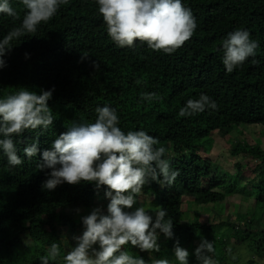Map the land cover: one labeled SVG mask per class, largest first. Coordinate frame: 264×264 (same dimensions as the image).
Instances as JSON below:
<instances>
[{
	"label": "trees",
	"instance_id": "obj_1",
	"mask_svg": "<svg viewBox=\"0 0 264 264\" xmlns=\"http://www.w3.org/2000/svg\"><path fill=\"white\" fill-rule=\"evenodd\" d=\"M9 3L17 18L0 13V39L21 25L27 11L21 0ZM182 3L192 10L197 28L172 54L139 41L133 47H118L107 34L96 0H69L36 32L12 41L4 57L6 67L0 69V98L22 89L38 94L54 89L48 101L54 121L46 130L13 137L22 165H9L0 149V264H42L41 257L53 243L61 249L55 264H64L63 256L75 245L68 233L84 229L76 218L78 207H107L105 189L97 191L91 183L43 189L51 170L38 167L43 150L51 148L59 134L75 124L94 123L96 109L104 106L116 110L125 133L143 130L157 138L156 147L167 149L164 158L172 171L179 172L171 185L150 180L136 204L144 206L153 220L157 211L165 210V219L174 224L173 239L161 234L159 253L141 252L129 244L125 247L129 254L179 264L173 252L179 240L190 252L189 264H199L195 249L207 239L214 242L215 264H226L232 246L245 243L250 257L244 264H264V228L254 215L256 209L264 212V148L246 139L231 141L229 152L240 157L231 163L235 173L217 167L209 154L215 132L226 136L242 126L264 127V0ZM237 29L247 30L259 47L255 57L228 73L223 42ZM144 93H156L157 98L141 99ZM201 94L217 108L180 117L187 101L198 100ZM37 138L40 152L28 158L23 149ZM250 160L255 162L253 176L242 183ZM247 193L254 207L240 212L236 221L223 213L200 219L202 208ZM187 202L195 206L192 217H187Z\"/></svg>",
	"mask_w": 264,
	"mask_h": 264
},
{
	"label": "clouds",
	"instance_id": "obj_2",
	"mask_svg": "<svg viewBox=\"0 0 264 264\" xmlns=\"http://www.w3.org/2000/svg\"><path fill=\"white\" fill-rule=\"evenodd\" d=\"M27 9L19 27L11 29L0 39V69L6 67L4 57L12 49V41L34 33L42 23L51 20L61 5L69 0H21ZM98 11L107 26V34L121 48L133 47L137 41L146 43L155 51L172 54L191 39L197 28L196 18L182 0H96ZM0 13L17 18L9 0H0ZM258 43L247 30L230 32L223 42V64L228 73L242 66L249 57H255ZM26 57L28 54H25ZM86 57V56H85ZM93 66L98 69L96 61ZM53 90L37 93L22 89L16 94L0 98V149L8 164L22 165L14 136L27 130L48 129L53 124L48 101ZM156 93H144L141 99L153 100ZM206 108L215 110L217 104L206 94L198 100L189 99L179 111L180 117L202 113ZM94 123L75 124L58 135L51 148L42 152L40 170L50 169L43 189L54 191L64 183L78 185L82 182L104 188V206L92 208L81 217L82 235L74 236L75 245L63 256L64 264H170L168 259L133 256L125 250L127 245L141 252L159 253L160 235L173 239L174 224L165 219V210L156 212L155 220L144 206L137 207V197L146 183L156 181L171 185L179 175L172 171L165 159L167 149L156 147L157 138L143 130L125 133L119 125L116 110L109 107L96 109ZM28 158L40 152L39 138L23 149ZM161 177L163 179L161 180ZM79 211V210H77ZM98 246V247H97ZM179 264H189L190 252L180 245L173 248ZM214 242L202 239L195 249L199 264H215ZM61 256L60 246L51 244L48 253L41 257L42 264H55Z\"/></svg>",
	"mask_w": 264,
	"mask_h": 264
},
{
	"label": "rangeland",
	"instance_id": "obj_3",
	"mask_svg": "<svg viewBox=\"0 0 264 264\" xmlns=\"http://www.w3.org/2000/svg\"><path fill=\"white\" fill-rule=\"evenodd\" d=\"M264 127L261 125L251 126L250 128H244L242 126L240 129L233 131L231 134L222 136L220 133L215 132L213 134V146L212 151L209 154L213 157L217 167L222 169L231 170L232 173H235V170L232 169L231 163L233 161H237L240 159L239 156L233 155L229 152L231 148V141L242 140L246 139L249 140L250 143H259L264 148ZM254 161L250 160L248 164V168L246 169L245 173L240 177L241 182L248 181L251 176H253V166ZM221 166V167H220ZM250 188V187H249ZM249 194L247 193L246 196L242 195H234L227 198V200L220 202L217 206H209L206 209L202 208L200 219L204 220L206 218L212 219L220 213H223L230 217L232 220H235L240 212L244 211H251L254 207V200L250 199ZM187 202V206L184 205L185 209L187 208V217L193 216V211L195 206L193 203ZM96 205L97 206H100ZM104 206V209L107 207ZM94 207H84L79 206V211L76 212V218L78 219V223L82 224L81 217L90 213ZM107 212V211H105ZM256 214V218L261 222V228H264V212L263 210L256 209L254 210V215ZM84 229H78L74 233H68V236L73 239L74 236H79L83 234ZM67 232H70L69 230ZM74 240V239H73ZM233 240V239H232ZM75 241V240H74ZM76 243V241H75ZM247 244H241L236 247L232 246V250H229L226 254V264H244L246 260L250 257V253L246 248ZM98 247V246H97Z\"/></svg>",
	"mask_w": 264,
	"mask_h": 264
}]
</instances>
